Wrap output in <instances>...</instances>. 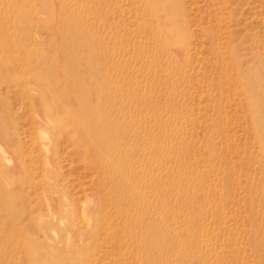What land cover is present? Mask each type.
<instances>
[{
	"label": "rangeland",
	"instance_id": "obj_1",
	"mask_svg": "<svg viewBox=\"0 0 264 264\" xmlns=\"http://www.w3.org/2000/svg\"><path fill=\"white\" fill-rule=\"evenodd\" d=\"M0 150V264H264V0H0Z\"/></svg>",
	"mask_w": 264,
	"mask_h": 264
},
{
	"label": "bare ground",
	"instance_id": "obj_2",
	"mask_svg": "<svg viewBox=\"0 0 264 264\" xmlns=\"http://www.w3.org/2000/svg\"><path fill=\"white\" fill-rule=\"evenodd\" d=\"M79 98L81 99V97H79ZM68 102H71V101H68ZM74 104H76V103H74ZM76 105H74V107H76ZM77 108H79V107H77ZM82 110H84V109H82ZM71 116H73V115L71 114ZM82 116H83V114H82ZM82 116L81 117L76 116V118H75L76 120L72 121L71 124H67L66 126H64V128L63 127H61V128H63V130H65V132H66V130H68V132L73 133L76 141H78V140L83 141V142H81V145L85 146L87 155L92 160H94L96 163H99L100 165L104 166V168H106V174L103 175L104 181L112 187V192L116 195V197H120L123 194L121 191V187L118 185V183L116 184L117 177L120 179H123V178L126 179V175L122 171V169H120L119 163L112 161L113 148H110L104 142L105 138L107 139V137L104 138V136L100 135L98 133V131H96L95 129L89 128L90 130H88V133L86 132L87 134L85 132H83L84 130H83L82 126H84L85 123H81L82 122ZM87 117L89 118V116H87ZM88 118H87V120H88ZM84 122H85V119H84ZM84 128H86V127H84ZM81 129L83 131H81ZM0 157L4 162L8 161L7 155L2 150H0ZM113 162H115V163H113Z\"/></svg>",
	"mask_w": 264,
	"mask_h": 264
}]
</instances>
